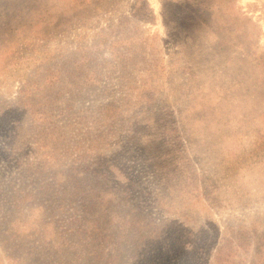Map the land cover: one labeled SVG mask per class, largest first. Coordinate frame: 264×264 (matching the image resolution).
I'll use <instances>...</instances> for the list:
<instances>
[{"label": "rangeland", "instance_id": "1", "mask_svg": "<svg viewBox=\"0 0 264 264\" xmlns=\"http://www.w3.org/2000/svg\"><path fill=\"white\" fill-rule=\"evenodd\" d=\"M0 241L264 264V0H0Z\"/></svg>", "mask_w": 264, "mask_h": 264}, {"label": "trees", "instance_id": "2", "mask_svg": "<svg viewBox=\"0 0 264 264\" xmlns=\"http://www.w3.org/2000/svg\"><path fill=\"white\" fill-rule=\"evenodd\" d=\"M79 247H80V246H79ZM0 248L6 252V254H7V256H8V257H11V255H9V253H8L7 249H5V246H4V244H1V241H0ZM72 248H75V247H74V246H72ZM75 249H78V248H75Z\"/></svg>", "mask_w": 264, "mask_h": 264}]
</instances>
